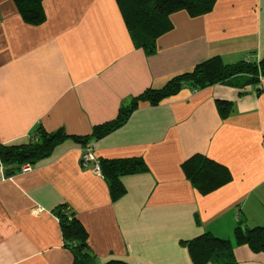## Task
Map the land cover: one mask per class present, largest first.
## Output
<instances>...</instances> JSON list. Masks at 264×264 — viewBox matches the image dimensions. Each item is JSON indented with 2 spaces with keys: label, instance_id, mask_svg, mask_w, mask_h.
<instances>
[{
  "label": "crops",
  "instance_id": "crops-1",
  "mask_svg": "<svg viewBox=\"0 0 264 264\" xmlns=\"http://www.w3.org/2000/svg\"><path fill=\"white\" fill-rule=\"evenodd\" d=\"M43 8L45 20L31 24L14 0H0V145L25 143L39 125L69 137L29 170L6 176L0 165V264H73L55 211L62 203L87 229L97 264H194L184 241L206 231L231 239L239 264H264V251L234 236L241 218L264 226V77L141 102L93 141L97 159L140 157L147 166L122 176L117 200L82 164L85 144L73 137L211 57L260 60L264 0H217L195 17L176 11L153 54L135 46L117 0H44ZM218 100L232 104L225 117ZM195 154L227 166L231 180L201 194L183 169Z\"/></svg>",
  "mask_w": 264,
  "mask_h": 264
},
{
  "label": "trees",
  "instance_id": "trees-1",
  "mask_svg": "<svg viewBox=\"0 0 264 264\" xmlns=\"http://www.w3.org/2000/svg\"><path fill=\"white\" fill-rule=\"evenodd\" d=\"M24 21L40 24L45 20L44 0H14ZM217 0H117L132 41L147 54L157 50L158 38L172 28L170 15L185 10L192 17L209 13ZM264 77V55L260 60L247 58L226 63L221 57H211L192 70L169 79L160 88H148L121 107L118 117L104 124L96 125L91 134L73 136L85 144H92L122 126L141 102L152 105L176 95L185 86L201 89L214 84H230L234 79L246 78L247 83L257 85ZM220 114L225 117L231 109V102L218 100ZM69 135L64 129L48 132L39 125L25 143L0 145V164L6 176L21 171L24 164H35L49 156ZM84 147V149H85ZM102 176L108 181L111 198L119 199L125 193L122 176L147 168L140 157L98 159ZM187 177L201 194H207L231 180L227 166L205 156L195 154L183 164ZM59 219L64 244L74 256L73 264H97L88 243V232L75 211L66 203L55 208ZM235 242L247 244L255 252L264 251V226L249 227L243 218L234 229ZM194 264H239L235 258L233 241L218 237L210 231L184 241ZM103 264H133L124 259H110Z\"/></svg>",
  "mask_w": 264,
  "mask_h": 264
},
{
  "label": "built area",
  "instance_id": "built-area-1",
  "mask_svg": "<svg viewBox=\"0 0 264 264\" xmlns=\"http://www.w3.org/2000/svg\"><path fill=\"white\" fill-rule=\"evenodd\" d=\"M82 164L84 166L93 165L94 171L101 174V168L99 165V161L93 153L92 145L89 143L86 145L84 149V155L82 157ZM31 168V164H24L22 166V171L29 170ZM102 175V174H101Z\"/></svg>",
  "mask_w": 264,
  "mask_h": 264
},
{
  "label": "water",
  "instance_id": "water-1",
  "mask_svg": "<svg viewBox=\"0 0 264 264\" xmlns=\"http://www.w3.org/2000/svg\"><path fill=\"white\" fill-rule=\"evenodd\" d=\"M83 155H84V153H83ZM83 157V156H82ZM1 162V161H0Z\"/></svg>",
  "mask_w": 264,
  "mask_h": 264
},
{
  "label": "bare ground",
  "instance_id": "bare-ground-1",
  "mask_svg": "<svg viewBox=\"0 0 264 264\" xmlns=\"http://www.w3.org/2000/svg\"><path fill=\"white\" fill-rule=\"evenodd\" d=\"M1 165V164H0Z\"/></svg>",
  "mask_w": 264,
  "mask_h": 264
}]
</instances>
